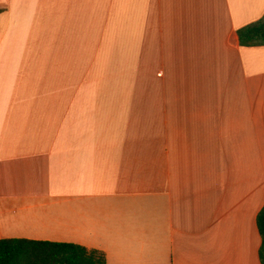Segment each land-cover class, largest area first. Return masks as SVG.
I'll return each instance as SVG.
<instances>
[{
    "label": "crops",
    "instance_id": "obj_1",
    "mask_svg": "<svg viewBox=\"0 0 264 264\" xmlns=\"http://www.w3.org/2000/svg\"><path fill=\"white\" fill-rule=\"evenodd\" d=\"M264 0H0V239L106 264H262Z\"/></svg>",
    "mask_w": 264,
    "mask_h": 264
},
{
    "label": "trees",
    "instance_id": "obj_2",
    "mask_svg": "<svg viewBox=\"0 0 264 264\" xmlns=\"http://www.w3.org/2000/svg\"><path fill=\"white\" fill-rule=\"evenodd\" d=\"M234 41L243 46L264 45V16L239 29ZM257 225L262 236L260 257L264 264V205ZM0 264H106V258L97 250L75 243L9 238L0 239Z\"/></svg>",
    "mask_w": 264,
    "mask_h": 264
}]
</instances>
